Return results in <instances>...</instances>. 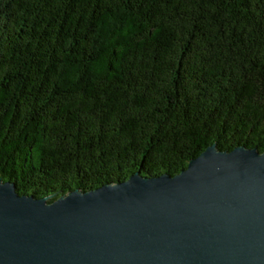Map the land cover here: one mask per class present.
<instances>
[{
    "label": "trees",
    "instance_id": "trees-1",
    "mask_svg": "<svg viewBox=\"0 0 264 264\" xmlns=\"http://www.w3.org/2000/svg\"><path fill=\"white\" fill-rule=\"evenodd\" d=\"M264 153V0H0V181L52 203Z\"/></svg>",
    "mask_w": 264,
    "mask_h": 264
},
{
    "label": "water",
    "instance_id": "water-1",
    "mask_svg": "<svg viewBox=\"0 0 264 264\" xmlns=\"http://www.w3.org/2000/svg\"><path fill=\"white\" fill-rule=\"evenodd\" d=\"M0 264H264V153L214 144L175 177L52 203L0 181Z\"/></svg>",
    "mask_w": 264,
    "mask_h": 264
}]
</instances>
